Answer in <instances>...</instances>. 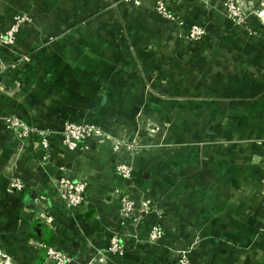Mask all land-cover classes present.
Instances as JSON below:
<instances>
[{
  "label": "crops",
  "instance_id": "crops-1",
  "mask_svg": "<svg viewBox=\"0 0 264 264\" xmlns=\"http://www.w3.org/2000/svg\"><path fill=\"white\" fill-rule=\"evenodd\" d=\"M154 1L0 0V33L26 18L14 49L29 57L1 77L0 119L100 127L135 147L119 157L138 177L129 186L114 171L108 143L69 151L53 130L45 150L0 120V264H50V246L72 264L98 251L105 262L93 264H264V0H238L258 40L214 0H167L185 25L206 19L200 45ZM13 176L23 191L9 190ZM61 176L88 183L72 213L55 191ZM122 195L135 223L121 221ZM155 219L163 239L149 243ZM113 236L122 257L106 252Z\"/></svg>",
  "mask_w": 264,
  "mask_h": 264
},
{
  "label": "built area",
  "instance_id": "built-area-1",
  "mask_svg": "<svg viewBox=\"0 0 264 264\" xmlns=\"http://www.w3.org/2000/svg\"><path fill=\"white\" fill-rule=\"evenodd\" d=\"M218 2L223 9V14L230 19L234 25L240 26L243 21H247V15L242 11L238 0H214ZM154 13L161 19L176 24L180 27L182 36L188 40L200 39L206 35V19L202 18L200 21L191 22L188 27L185 25L184 20L181 18L177 10H174L167 0H155L153 4ZM258 17L263 19L264 14L258 13ZM26 22V18L16 15L13 18L11 26L5 31L0 33V94L7 93L1 77L9 70H15L21 62H28L29 57L24 54L15 52L14 45L17 39V34L20 27ZM247 35L253 37L255 40L261 38L260 34L254 28L247 30ZM7 58V60L5 59ZM1 123L4 128L12 130L18 140H25L31 136H36L38 145L45 150L50 148L49 138L51 132H55L60 136V144L69 151H75L79 144H88L93 142L96 144L108 143L112 147V151L117 155L114 163V171L124 180L129 186H134L135 180L138 178L135 170L131 164L121 161L119 155L121 152H126L128 155L135 152L134 146L126 142V140L113 137L104 129L87 124L78 123L69 118L58 122V126L52 124V130L37 129L34 126L22 122L18 117L13 114L3 116ZM52 128V127H51ZM52 132V133H53ZM45 155L43 159H47ZM59 169H63L62 166ZM55 191L57 197L67 213H72L74 209L78 208L85 202L87 195L88 183L85 180L73 181L64 176L56 180ZM10 191L21 192L25 189V184L19 178L11 177L8 182ZM120 204V218L122 222L135 223L136 218V205L135 201L127 195H122L119 198ZM159 220L152 221L147 231V241L149 243H156L163 239V229ZM46 260L50 264H72V259L66 252L58 246H50L45 248ZM108 254H113L118 257L124 255V249L121 245L119 238L113 236L110 238ZM107 254L96 252L94 258L88 260L86 264H92L95 259L98 262H105ZM178 264H187V260L183 258L178 259Z\"/></svg>",
  "mask_w": 264,
  "mask_h": 264
},
{
  "label": "rangeland",
  "instance_id": "rangeland-1",
  "mask_svg": "<svg viewBox=\"0 0 264 264\" xmlns=\"http://www.w3.org/2000/svg\"><path fill=\"white\" fill-rule=\"evenodd\" d=\"M241 7V6H240ZM241 9H242V7H241ZM222 11H223V9H222ZM242 11L244 12V10L242 9ZM245 13V12H244ZM246 14V13H245ZM230 20V19H229ZM231 21V20H230ZM191 22H193V21H191ZM190 22V23H191ZM232 22V21H231ZM244 23L243 24H241L240 26H236V25H234L239 31H240V35L242 36V38H247V39H254L253 37H251V36H248L247 35V30L249 29V28H253L252 26H251V23H250V20H248V14H247V21H243ZM189 23V24H190ZM233 23V22H232ZM189 24H187L186 26L188 27V25ZM205 27V26H204ZM255 29V28H254ZM181 39L182 40H184L188 45H200V44H205L206 43V41H207V33H206V35L204 36V37H202V38H200V39H191V40H188L185 36H182L181 37ZM93 264V263H92Z\"/></svg>",
  "mask_w": 264,
  "mask_h": 264
}]
</instances>
